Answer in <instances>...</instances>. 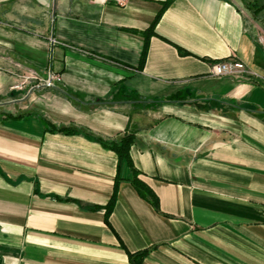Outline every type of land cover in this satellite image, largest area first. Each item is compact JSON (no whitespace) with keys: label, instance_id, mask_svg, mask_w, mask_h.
I'll return each mask as SVG.
<instances>
[{"label":"crops","instance_id":"1","mask_svg":"<svg viewBox=\"0 0 264 264\" xmlns=\"http://www.w3.org/2000/svg\"><path fill=\"white\" fill-rule=\"evenodd\" d=\"M260 34L264 0H0V264H264Z\"/></svg>","mask_w":264,"mask_h":264},{"label":"built area","instance_id":"2","mask_svg":"<svg viewBox=\"0 0 264 264\" xmlns=\"http://www.w3.org/2000/svg\"><path fill=\"white\" fill-rule=\"evenodd\" d=\"M116 2L118 3H124L125 0H115ZM258 41L264 51V34H260L258 36ZM60 41L54 39V38H51L50 39V43L51 44H55V43H59ZM246 69L244 68V65L240 62V61H231V60H228V61H219V62H216V63H213L212 66H211V74L212 75H215V76H219V75H226V74H231V75H240L242 72H244ZM245 72H248L253 74V72L251 71H245ZM260 78L262 79L263 83H264V75H259ZM31 78H36V75L35 74H29V75H23L21 76V81L14 84L13 85V88H18V89H21L23 84H24V81H27ZM59 80V76L58 74H54V73H50L49 74V77L46 79L45 84L46 85H53L54 84V81H57Z\"/></svg>","mask_w":264,"mask_h":264},{"label":"trees","instance_id":"3","mask_svg":"<svg viewBox=\"0 0 264 264\" xmlns=\"http://www.w3.org/2000/svg\"><path fill=\"white\" fill-rule=\"evenodd\" d=\"M51 129L65 131L68 133H73L76 131V129L73 127H65V126H59V127L52 126ZM134 137H135L134 133L124 132L123 134L117 136L115 140L110 141L109 143H106V145L116 152L118 158H125L127 162L130 163L131 160L129 158V148L134 141ZM132 181L134 182L135 185H138V182L135 180V177L132 179ZM141 255L142 254L136 255V256H139V258L137 259V262H135V264H138V261L142 257Z\"/></svg>","mask_w":264,"mask_h":264}]
</instances>
